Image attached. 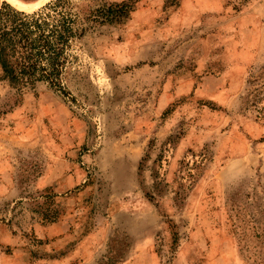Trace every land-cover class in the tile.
<instances>
[{"label": "rangeland", "instance_id": "rangeland-1", "mask_svg": "<svg viewBox=\"0 0 264 264\" xmlns=\"http://www.w3.org/2000/svg\"><path fill=\"white\" fill-rule=\"evenodd\" d=\"M75 1L68 96L0 68V264H264V0Z\"/></svg>", "mask_w": 264, "mask_h": 264}, {"label": "trees", "instance_id": "trees-1", "mask_svg": "<svg viewBox=\"0 0 264 264\" xmlns=\"http://www.w3.org/2000/svg\"><path fill=\"white\" fill-rule=\"evenodd\" d=\"M129 8L130 4L115 3L94 9L92 14L114 21ZM84 18L85 12L75 0H50L33 11L3 1L0 8L2 79L20 92L44 84L68 96L64 76L74 44L85 35Z\"/></svg>", "mask_w": 264, "mask_h": 264}, {"label": "bare ground", "instance_id": "bare-ground-1", "mask_svg": "<svg viewBox=\"0 0 264 264\" xmlns=\"http://www.w3.org/2000/svg\"><path fill=\"white\" fill-rule=\"evenodd\" d=\"M40 3H41V2H40ZM40 3H39V4H40Z\"/></svg>", "mask_w": 264, "mask_h": 264}]
</instances>
